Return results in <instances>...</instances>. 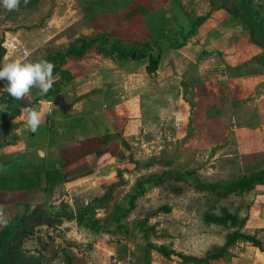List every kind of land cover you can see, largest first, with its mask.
<instances>
[{
  "label": "rangeland",
  "instance_id": "1",
  "mask_svg": "<svg viewBox=\"0 0 264 264\" xmlns=\"http://www.w3.org/2000/svg\"><path fill=\"white\" fill-rule=\"evenodd\" d=\"M94 30L112 34L123 44L162 32L157 42L160 59L157 70L148 72L147 61L120 62L92 50L82 62L74 60L63 66L83 76L88 67L90 74L91 63L108 58L103 63L108 72L103 74L100 68L96 83L75 81V96L76 91L98 96L103 108V84L110 82L118 89L115 101L123 102L121 109L132 115L123 119L132 121H121V130L109 124L116 134L104 144L100 139L89 144L88 137L103 135L104 126L100 132L91 130L81 118L77 144L63 143L64 165L60 167L71 169L74 175L52 188V200L65 195L79 204L91 201V221L98 228L69 237L65 230L70 227H64L53 244L58 252L51 264H87L92 259L93 264H116L118 254L133 247L138 250L140 243L152 240L207 254L222 245L232 230L264 237V226H258L264 225V184L221 194L196 185L198 180L230 183L264 168L263 153L239 154L236 148L237 139L253 140L251 145L258 146L264 136V0H30L14 11L0 5L2 43L10 41L4 32H16L17 40L32 49L27 58L31 61L40 59L39 50L52 55L53 49H65L77 37ZM156 47L152 48L154 54ZM211 90L219 98L216 113L231 114L236 124L246 129L231 136L230 144H219L212 154L200 146L198 139L204 137L195 134L192 125L193 119H199V105L206 102L205 91ZM113 102L106 104L113 107ZM98 117L107 119L102 114ZM218 121L220 126L221 118ZM105 144L113 157L97 163L95 153L86 149H103ZM20 161L15 165L17 170H11L15 175L22 173L21 166H34ZM164 173L168 174L155 180ZM10 176L6 187L26 184V174L25 181ZM141 181L143 189L130 207V198ZM117 206V218L111 222ZM223 210L235 218L226 223L208 219L221 217ZM211 241L214 244L209 246Z\"/></svg>",
  "mask_w": 264,
  "mask_h": 264
},
{
  "label": "crops",
  "instance_id": "2",
  "mask_svg": "<svg viewBox=\"0 0 264 264\" xmlns=\"http://www.w3.org/2000/svg\"><path fill=\"white\" fill-rule=\"evenodd\" d=\"M4 33L5 36H8V38H10V40L11 39L17 40V35H15L16 32L15 33L4 32ZM20 43L22 44V42ZM70 44L71 43H69V45ZM27 49L29 51V55H28V59H29L32 49L29 48ZM59 49L62 48L59 47ZM56 51H57L56 49H53L52 55H45V49H42L41 52L39 50L38 53L42 54L40 59L50 60V62H52L54 66H57L58 60L55 54ZM2 59H3L2 62L3 64L5 61L4 55ZM40 59L38 58L36 59V61ZM107 59L108 58H106V60H103L102 62L96 61L98 64L91 63L90 74H89V67L84 72L83 76L82 74L77 76L75 75V73H72L70 71V74L72 75L70 80L60 78L59 73H53L55 82L52 88L45 95H41L39 89L33 87L30 90L29 94L26 95L23 99L21 100L13 99L11 104L14 105L15 110L13 114L10 116V119L8 120L9 132L13 140L12 141L4 140L0 147V182L2 181L3 183H9L12 180V176H10V174L13 175L14 177L20 178V175L25 173L27 176V181L25 182L26 184H24L26 188L32 189L33 187H40L44 190L43 188L44 186L40 184H33L34 179L37 177L40 171L51 170L54 167H60V164L64 163V157L61 156L62 149L65 146L63 145V143L69 141V143L71 144H77V142H75L76 136L78 133H80L82 128L79 125L81 123L78 121L79 119L84 118L82 122L85 123V121H87V125H89L87 128H90L91 130H96L98 132H100L99 129H102V126H104L103 135L95 134L88 137L89 142L91 141V139L94 140L93 142H97V140L100 139L101 144L106 143V140H109L112 134H116L115 131L108 128L109 124L116 125V127H118L121 130L122 129V125L120 123L121 121H125L128 123L132 121L128 119L127 120L123 119L124 116H132V115L129 114L127 110L124 111L123 109H121V104L123 102H121L120 100L115 101L117 97L116 94H118L117 93L118 89L113 84H110V82L103 84V92L105 93L103 95L104 97H106L105 98L106 103L109 104L111 101H114L113 107L111 105H107L106 103H104L102 105L103 108L105 109H103L99 104L100 101L98 102V96L90 97L91 95L87 96L85 95L86 93L81 95L80 93H77V91L75 96V91H74L75 84L78 82L82 83V81H84V83L87 82L96 83L101 76V74H99L98 72L100 71V68H103V63L107 61ZM72 61L73 60L69 59L65 64H68V66H70ZM82 61L83 59L79 60V62ZM95 67H97V70L95 69ZM62 68L64 67L62 66ZM102 71L103 74H105V72H108L105 71L104 68L102 69ZM5 84H6L5 81L0 80V95H2L4 99L8 100V98H12V97L6 91ZM56 93H60L65 99V101L70 104V108L67 109L66 113H62L52 103L53 96ZM205 94L206 95H204L203 98L206 100V102L202 101V103L199 105V110L197 111V117L199 119L196 118L193 119L192 125L194 126V130L196 132L195 134H199L204 137L203 140L198 139L199 144L201 143L200 146L208 148L209 153L212 154V152H214L213 151L214 148L217 147L219 144L221 143H227V145L230 144L229 140L231 139V136L232 137H234L235 135L238 136L241 132H244L246 129L244 128V126H238L236 124V120L233 118V116H231V114H227L226 112H221L220 114L216 113L217 109L215 107L218 104L216 102V99L219 100V98L217 97V95L213 94L212 90L207 91V93L205 91ZM234 104L238 105L237 102H234ZM25 107H35L37 109L50 108V111L46 114L43 122L41 123V125L39 126L38 130L35 133H33L27 127L24 119L22 118V110ZM0 111H2L1 104H0ZM99 114L105 115L107 119L102 120L100 117H98ZM220 118H221V124L220 126H218L216 124L219 122L218 120ZM232 123L235 126H230V124ZM98 124L99 126H97ZM259 129L260 128H257V130ZM247 132L253 134V129L248 128ZM64 135H67V137H63ZM79 139L80 138H78V140ZM252 143L253 140L249 141L248 139H246V141H244L241 139H237L236 148L238 153L247 154V153L259 152V153H263L264 155V136L260 138L258 146L251 145ZM86 151L89 152V154L95 153L92 155L95 158H97V163L102 162L103 160H107L108 157L110 158L113 157V154L107 148L106 144L103 146V149L102 148L86 149ZM21 152H24L25 157L29 158L28 161L21 160V156H20ZM216 152L218 151H215V153ZM41 153L43 155H41ZM227 155H231V154L228 152ZM20 160L23 162H32L34 166H32V168L30 169H26L24 166H21L19 169L23 170L21 171L22 173H20L19 175H15L11 170L14 171L17 170V167L15 165H17V163ZM67 160H70L71 162ZM65 161L72 164V160L67 157ZM60 168L63 173L64 172L71 173L72 171L71 169L65 170L63 169V167ZM65 175L66 177H68L74 175V173L72 174L68 173ZM26 176H25V180H26ZM29 182H31L32 184H29ZM60 182H56V184L53 187L57 189V185ZM259 186L260 185H256V187ZM7 188L8 187H5L3 189H7ZM260 213L263 212L260 211ZM262 221H264V219ZM258 226L261 228L264 225L258 224ZM255 237L260 240V244L264 249V237H260V238L258 236ZM151 242L154 246L163 245L167 250H174L175 252L173 253L171 252V254L165 255L155 250L154 248L150 247L147 243L146 244L143 243V245L142 243H140L138 250H135V247H133L132 249H128L127 253L118 254L117 258L115 259L116 264H264V250H261V248L254 246L253 244L247 241L237 242L236 244H233L231 247H229L227 250L228 252L223 254L222 256L217 258H211L208 259L207 261H202V262H199L196 259H201L205 257L206 254H204L203 251L187 250L184 249L183 247L180 248L179 247L180 245H177V243H171L169 241H164V240L161 241L152 240ZM210 244H214V242L211 241V243H209V246ZM129 245L130 244L128 243V246ZM185 247H189V246H185ZM189 248L194 249L193 247H189ZM93 261L94 260L92 259L87 264H93L92 263ZM97 263L102 264V261H98Z\"/></svg>",
  "mask_w": 264,
  "mask_h": 264
},
{
  "label": "flooded vegetation",
  "instance_id": "3",
  "mask_svg": "<svg viewBox=\"0 0 264 264\" xmlns=\"http://www.w3.org/2000/svg\"><path fill=\"white\" fill-rule=\"evenodd\" d=\"M20 181H25L24 173ZM5 187L1 181L0 209L6 220L0 222L1 264H51L58 252L53 244L58 235L63 234L64 227H70L65 230L69 237L77 236L82 230L98 228L91 221L89 200L79 204L75 198L66 199L62 195L55 201L52 200L55 198L53 189H28L23 183L3 189Z\"/></svg>",
  "mask_w": 264,
  "mask_h": 264
},
{
  "label": "trees",
  "instance_id": "4",
  "mask_svg": "<svg viewBox=\"0 0 264 264\" xmlns=\"http://www.w3.org/2000/svg\"><path fill=\"white\" fill-rule=\"evenodd\" d=\"M30 1V0H29ZM20 4H24V0H20ZM139 10H143L142 6L137 7ZM162 36V32H158L156 37L149 34V38L133 40L132 42L123 44L122 41L112 36V34L94 30L90 35H81L75 39L73 43L68 45L65 49H59L56 51V58L58 60V65L54 67L53 73H59L60 78L70 80L72 75L70 74L69 69L62 68L67 60H75L79 61L84 59L90 51H94L98 54H103L110 58H115L117 61H126V60H135V61H147L145 64V69L148 72H154L158 68V62L160 59V46L157 42L159 37ZM154 45L158 47L157 54L153 53ZM156 47V48H157ZM5 48L2 46V41L0 38V63L2 57L4 55ZM256 57H253L255 59ZM264 59V56L262 57ZM93 139L89 142V144L93 143ZM99 154V152H98ZM70 174V172H62L60 167H54L51 170L40 171L37 177L34 179L33 184H40L44 187H47V190L53 188L56 182L62 181L66 175ZM168 173H164L163 175H156L155 180H161ZM176 176L179 177L178 173H175ZM148 181L149 179H144ZM142 182H138L136 184V190L134 194L130 198V207L133 206V201L138 196L139 192L142 191L143 186ZM29 184H32L29 182ZM258 184H264V168L257 169L251 171L248 175L243 174L238 181H233L230 183H226L224 181H216L212 183H204L200 180L196 181V185L202 188L209 189L212 193H235V192H243L245 190H250L254 186ZM119 207H115L112 213L111 222L114 221V218H117ZM213 219L214 221H220L222 223H226L228 219L231 221L235 218L233 215L228 212L225 213L223 210V214L221 217H208V219ZM232 224V223H231ZM143 236L147 237L146 234ZM247 241L264 250L260 244V240L251 234L244 233L240 230H232L227 234V237L222 245L219 247H214L213 251H209L205 257L201 259H196L199 262L207 261L211 258H217L227 253L228 247L235 244L237 241ZM150 247L159 251L162 254L168 255L171 252H175L174 250H167L165 246H154L152 243L148 244Z\"/></svg>",
  "mask_w": 264,
  "mask_h": 264
},
{
  "label": "clouds",
  "instance_id": "5",
  "mask_svg": "<svg viewBox=\"0 0 264 264\" xmlns=\"http://www.w3.org/2000/svg\"><path fill=\"white\" fill-rule=\"evenodd\" d=\"M28 2L29 0H24L25 5ZM0 5L8 11H14L19 8L20 0H0ZM28 55L29 53L25 51V59L5 58L6 62L0 65V80L6 82V91L15 100L23 99L33 87L38 88L41 95H45L55 82L54 64L46 59L28 60L26 59ZM49 111L50 108L25 107L22 110V118L27 127L35 133ZM0 222H6L2 209H0Z\"/></svg>",
  "mask_w": 264,
  "mask_h": 264
},
{
  "label": "water",
  "instance_id": "6",
  "mask_svg": "<svg viewBox=\"0 0 264 264\" xmlns=\"http://www.w3.org/2000/svg\"><path fill=\"white\" fill-rule=\"evenodd\" d=\"M13 101V98L4 99L2 95H0V104L2 106V111H0V147L4 140L6 141H12V137L9 132V123L8 120L10 119V116L13 114L15 107L13 104H11ZM52 103L62 112L66 113L67 109L70 108V104L65 101L63 96L60 93H56L53 96ZM21 160L28 161L29 158L25 157V153L21 152L20 154ZM2 250H0L1 252ZM2 259V258H1ZM24 256H22V262H23ZM1 264V263H0ZM12 264V262H10ZM21 264V263H17Z\"/></svg>",
  "mask_w": 264,
  "mask_h": 264
},
{
  "label": "built area",
  "instance_id": "7",
  "mask_svg": "<svg viewBox=\"0 0 264 264\" xmlns=\"http://www.w3.org/2000/svg\"><path fill=\"white\" fill-rule=\"evenodd\" d=\"M6 41L2 43L3 47L5 48L4 59H8L10 57H18L17 59H25L24 53L25 51L29 53V51L23 44L14 39H11L8 43H5Z\"/></svg>",
  "mask_w": 264,
  "mask_h": 264
}]
</instances>
